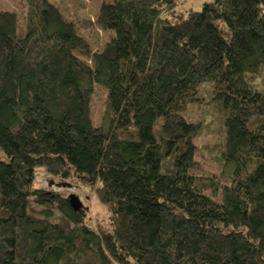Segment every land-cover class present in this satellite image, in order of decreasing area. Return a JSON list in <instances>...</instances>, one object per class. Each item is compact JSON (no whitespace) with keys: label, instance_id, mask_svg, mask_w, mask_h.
I'll return each instance as SVG.
<instances>
[{"label":"trees","instance_id":"obj_1","mask_svg":"<svg viewBox=\"0 0 264 264\" xmlns=\"http://www.w3.org/2000/svg\"><path fill=\"white\" fill-rule=\"evenodd\" d=\"M98 4L0 8V264H264V0Z\"/></svg>","mask_w":264,"mask_h":264},{"label":"rangeland","instance_id":"obj_2","mask_svg":"<svg viewBox=\"0 0 264 264\" xmlns=\"http://www.w3.org/2000/svg\"><path fill=\"white\" fill-rule=\"evenodd\" d=\"M80 1V0H79ZM87 4H92V2H96V4H102V2H109L111 0H83ZM204 0H178L180 3L179 7H186L190 5H194L195 8L199 9L201 7V3ZM81 3V2H80ZM184 3V4H183ZM98 4V5H99ZM24 0H0V8L2 9H8V10H14L18 15V34L21 35L24 33ZM87 17H90L93 20V11L92 9H86ZM87 21V19H84V22ZM94 22V21H92ZM102 32V31H101ZM262 78L257 79V81H260ZM103 111L102 104L97 103V107L95 109L94 115L97 116V113H101ZM220 142V139H213V138H200L199 145L200 149L197 151L196 159L201 162L202 165H204L205 169L207 170H215L219 171L222 166L220 165V153L218 148L214 146L215 142ZM218 142V143H219ZM223 143V140H222ZM5 153L3 149L0 147V157H5ZM37 181L38 183L44 187L49 188L52 190H55L57 192L63 193L65 196H68L70 194H76L79 198V200H82L87 205L88 211H89V217H90V225L92 227H95L96 220L99 219H105L107 217V210L106 207L98 201L96 198V195L94 192H90L87 188L81 187L75 182L70 181H63L61 179H58L49 173L45 171L44 168L39 169L37 173ZM66 184V185H65ZM31 206L35 212L40 213V210L43 209V206L38 204L35 200H31ZM53 211V220L58 222L67 223L64 220V216L62 213L56 208L55 206L52 207ZM41 214V213H40Z\"/></svg>","mask_w":264,"mask_h":264},{"label":"water","instance_id":"obj_3","mask_svg":"<svg viewBox=\"0 0 264 264\" xmlns=\"http://www.w3.org/2000/svg\"><path fill=\"white\" fill-rule=\"evenodd\" d=\"M67 183V182H66ZM68 184V183H67ZM66 185V184H65ZM73 200H72V202L75 204V206L77 207V208H79V206H80V200H79V198L78 197H73L72 198Z\"/></svg>","mask_w":264,"mask_h":264}]
</instances>
